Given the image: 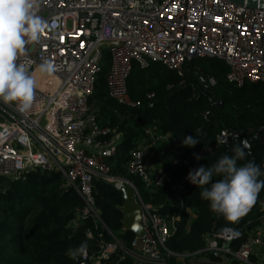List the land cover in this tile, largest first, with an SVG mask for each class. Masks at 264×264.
I'll list each match as a JSON object with an SVG mask.
<instances>
[{
	"label": "built area",
	"instance_id": "1",
	"mask_svg": "<svg viewBox=\"0 0 264 264\" xmlns=\"http://www.w3.org/2000/svg\"><path fill=\"white\" fill-rule=\"evenodd\" d=\"M34 12L43 24L40 38L27 43L17 60L36 79L34 99L28 109L0 102V177L16 180L29 170L61 174L64 187L75 190L83 202L71 222L73 229L87 218L100 224L92 195L94 179L117 190L130 186L141 228V248L130 254L134 264H167L173 258L185 264H264V227H257L237 247L232 243L240 236L225 229L207 238L194 255L177 256L168 250L173 222L145 204L132 182L111 176L109 160L122 135L102 127L90 103L105 56L107 99L127 110L141 107L129 97L133 67L145 69L150 63L182 76L186 63L216 59L226 65L228 83L264 85V10L225 0H35ZM205 83L207 88L216 84L213 78ZM137 127L141 138L125 170L152 192L170 182L161 166L151 162L152 150L169 135L161 134L154 122ZM237 138L235 132L221 131L216 143ZM198 164L196 159L194 169ZM86 237L91 238L88 230ZM118 246L117 241L100 242L98 255L84 251L77 259L81 264H101Z\"/></svg>",
	"mask_w": 264,
	"mask_h": 264
},
{
	"label": "trees",
	"instance_id": "2",
	"mask_svg": "<svg viewBox=\"0 0 264 264\" xmlns=\"http://www.w3.org/2000/svg\"><path fill=\"white\" fill-rule=\"evenodd\" d=\"M107 60L105 56L90 103L94 104L99 124L122 135L109 160L111 176L132 182L145 204L170 218L174 232L167 249L177 256L194 255L204 248L207 238L225 229L240 236L232 243L234 247L246 241L252 231L264 224V189L244 215L228 221L210 210L209 202L200 197V189L186 177L194 170V153L200 156L207 148L216 147L212 154L200 156L198 169L210 166L223 154L231 155L232 148L241 142H247L249 147L245 149V160L238 161V165L252 160L264 172V85L236 87L228 83L227 67L216 59L186 63L182 76L150 63L145 69L133 67L128 92L132 100L141 102V107L127 110L107 99ZM200 77L213 78L215 86L205 88ZM147 94L154 97L146 100ZM153 122L169 138L152 150L151 162L161 166L170 182L150 192L138 178L128 175L125 167L130 151L141 138L137 123L146 126ZM221 131L235 132L238 138L218 145ZM187 136L199 143L184 146L182 140ZM64 184L62 175L54 171L29 170L16 180L0 177V264H76L80 255L70 256L71 250L83 245L87 255L95 256L100 242L115 241L119 246L101 264H134L130 254L136 252V238L122 226V193L113 185L94 179L95 209L105 230L100 224L94 225L91 218L73 229L71 222L83 202L75 190ZM87 230L91 238L86 237ZM167 264H178V260L170 259Z\"/></svg>",
	"mask_w": 264,
	"mask_h": 264
},
{
	"label": "clouds",
	"instance_id": "3",
	"mask_svg": "<svg viewBox=\"0 0 264 264\" xmlns=\"http://www.w3.org/2000/svg\"><path fill=\"white\" fill-rule=\"evenodd\" d=\"M35 0H0V102L15 103L28 109L34 99L36 79L17 63L27 43L38 41L42 21L34 12ZM44 71H47L45 66ZM184 146L194 147L199 141L193 136L184 137ZM249 145L241 142L232 148V154L221 155L210 166L190 170L186 179L200 189L202 200L209 202L212 212L228 221H236L256 202L264 189V172L254 161L245 160V149ZM199 160L198 154H193ZM218 178V179H214ZM84 252L81 245L70 251L75 257Z\"/></svg>",
	"mask_w": 264,
	"mask_h": 264
},
{
	"label": "water",
	"instance_id": "4",
	"mask_svg": "<svg viewBox=\"0 0 264 264\" xmlns=\"http://www.w3.org/2000/svg\"><path fill=\"white\" fill-rule=\"evenodd\" d=\"M235 5L243 6L245 5L247 8L256 9V10H264V1L257 2L254 0H225ZM201 84L207 88L205 80L200 77ZM247 143V142H246ZM248 150V148H246ZM122 193L123 197V206L120 211L123 215L122 226L124 230L131 231L135 238V249H140V236H141V228L138 223L139 219V208L134 204L133 200V191L130 186L123 184L119 190ZM101 229L105 230V227L101 225ZM76 264H81L78 259H75Z\"/></svg>",
	"mask_w": 264,
	"mask_h": 264
},
{
	"label": "rangeland",
	"instance_id": "5",
	"mask_svg": "<svg viewBox=\"0 0 264 264\" xmlns=\"http://www.w3.org/2000/svg\"><path fill=\"white\" fill-rule=\"evenodd\" d=\"M190 217H191V219L194 218L193 215H191ZM259 227H264V224L260 225ZM178 264H185V262L183 260H178Z\"/></svg>",
	"mask_w": 264,
	"mask_h": 264
}]
</instances>
